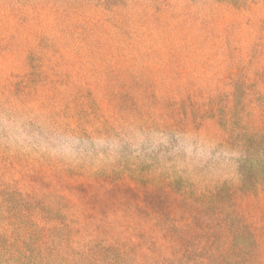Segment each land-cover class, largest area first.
I'll return each instance as SVG.
<instances>
[{
    "label": "rangeland",
    "instance_id": "rangeland-1",
    "mask_svg": "<svg viewBox=\"0 0 264 264\" xmlns=\"http://www.w3.org/2000/svg\"><path fill=\"white\" fill-rule=\"evenodd\" d=\"M216 1L168 0L157 11L133 2L0 0V114L56 139L114 146L69 154L52 139L0 137L3 158L27 166L43 159L62 176L54 182L88 188L76 191L84 203L50 215L0 204V264H264V71L235 98L239 84L219 43L230 39L244 54L264 49V0L229 3L230 12ZM26 55L41 63L33 74ZM181 141L241 147L240 181L219 182L174 150ZM97 174L148 185L151 214L136 221ZM22 214L43 229L28 231ZM189 228L195 234H176ZM140 234L145 243L134 252Z\"/></svg>",
    "mask_w": 264,
    "mask_h": 264
},
{
    "label": "trees",
    "instance_id": "trees-1",
    "mask_svg": "<svg viewBox=\"0 0 264 264\" xmlns=\"http://www.w3.org/2000/svg\"><path fill=\"white\" fill-rule=\"evenodd\" d=\"M168 0H149V2H144L143 0H88V2H96L97 5H103L104 8H123L129 7V3H135L140 4L144 7H148L149 9H155L157 11H162L165 9V5ZM242 2L243 0H217L218 6L223 8L226 7L225 11H229V3H232L233 5H238L239 2ZM237 8H240V5H238ZM169 17V16H166ZM199 35H203L202 32L198 31ZM222 33L224 31H221ZM125 33V32H123ZM127 34V33H125ZM129 37H131L129 34H127ZM262 38V37H261ZM132 40L135 44H140L142 37L137 35L134 37L129 38V40ZM40 42V41H39ZM220 43V50H221V60L224 63L228 64V70L231 74V79L236 84H239L241 86H236V92L234 91V97L237 99L239 98V90L244 85L243 83L248 82L250 79L256 80V78L263 75L264 71V49H261L260 51L255 47L252 46L250 52L244 54V51H241V49H234L230 47V39L225 40L224 38H221L219 40ZM88 48L92 49L93 47L87 45ZM144 48V47H142ZM143 52H145L147 49H141ZM140 54V51L137 52ZM146 54V53H145ZM144 54V55H145ZM112 56H116L115 54H112ZM246 57L247 66H240V62H242ZM134 61H136V57H132ZM220 60V61H221ZM25 61L29 62L30 68H31V74L34 73V69L37 68L39 64H41L39 61H37L36 57H33L32 55H26ZM86 61H91V58L89 55H87ZM246 67V69H245ZM263 69V70H261ZM251 76L255 78H251ZM264 89V85L261 84L260 93L261 90ZM242 91V90H241ZM249 91H247L248 93ZM243 93H246L244 90ZM221 102V100H220ZM219 102V104H220ZM223 105L222 107H217L219 110L224 109ZM2 135H0L1 137ZM6 145H2L0 142V204L5 206L6 208H13V209H22L25 211H30L31 209H34V212H46V215L55 214L57 212H61L64 207H74L75 204H78L79 202L84 203L85 195L82 193H85L88 191L87 185L84 183H80L77 181H67V183H57L54 182L55 178H62L61 175L56 176L55 170L50 169V163L47 161H44L43 159L38 160L35 162L32 166H27V160L19 159L21 162L18 161H10L2 156L7 154L5 147ZM8 169L10 171L9 174L5 173V170ZM16 173L20 176V178L13 177V174ZM100 174L93 175L97 176V179L100 180L106 185L103 187L105 188L107 184L109 185V188L106 192L109 199L112 201L117 200L121 204H125L128 206H131L129 211H133L134 215H136L135 219L136 221H139L144 216H148V214L151 212V204L149 202V194L147 187L148 185L143 186L142 188L135 189L134 187V181L132 184L130 183H119L114 182L108 175H102V177L99 176ZM99 176V177H98ZM34 178V179H33ZM58 185V188H55V186ZM37 190H40V194L49 195V198L47 199H40L38 197ZM58 190V191H57ZM52 191V192H51ZM82 192V193H76ZM130 193L135 194V198L131 199L129 197ZM154 194V193H152ZM156 195V194H155ZM160 197V195H157ZM54 198V201L51 199ZM125 198H128L129 201L125 200ZM40 199V200H39ZM148 199V200H147ZM56 202V208L53 209L51 205H54L53 203ZM163 205V204H162ZM165 206V205H163ZM87 208V207H86ZM86 211V210H84ZM151 214V213H150ZM156 216V215H155ZM54 217V215H53ZM31 217H29L28 214H22V216L19 218L21 222L26 224V229L29 231L30 229H43L41 225H36L35 227L30 228V225L28 224ZM47 219H42V222ZM164 228V227H163ZM167 228H170V225H167ZM192 228V227H191ZM191 228L189 230H183L180 229L176 231V234L181 235H191L195 234V231H193ZM143 234L139 235V238L141 240L134 241L132 244L133 251H138L139 248H141L142 245H144L143 241ZM135 244V245H134ZM131 249V248H130Z\"/></svg>",
    "mask_w": 264,
    "mask_h": 264
},
{
    "label": "clouds",
    "instance_id": "clouds-1",
    "mask_svg": "<svg viewBox=\"0 0 264 264\" xmlns=\"http://www.w3.org/2000/svg\"><path fill=\"white\" fill-rule=\"evenodd\" d=\"M0 135H6L9 139L21 144L44 143L46 140L52 139L62 151L69 154L91 152L94 149L98 150L102 147H114L105 144L103 141H93L90 143L66 137L56 139L55 137H50L46 129L40 127L33 128L23 121L9 118L4 114H0ZM181 147L189 156H195L197 167L215 175L219 182L237 183L240 181V163L247 155L241 147H223L203 142L192 144L189 141H181L174 150L178 151Z\"/></svg>",
    "mask_w": 264,
    "mask_h": 264
}]
</instances>
